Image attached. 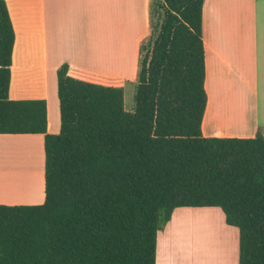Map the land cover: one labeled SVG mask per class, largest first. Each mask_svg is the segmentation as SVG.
I'll list each match as a JSON object with an SVG mask.
<instances>
[{
  "label": "trees",
  "instance_id": "obj_1",
  "mask_svg": "<svg viewBox=\"0 0 264 264\" xmlns=\"http://www.w3.org/2000/svg\"><path fill=\"white\" fill-rule=\"evenodd\" d=\"M203 1L157 0L133 111L121 86L62 63L60 129L49 133L44 99L9 98L15 34L0 0V133L44 135V201L0 204V264H157V233L178 207H218L238 229V264H264V134L201 129Z\"/></svg>",
  "mask_w": 264,
  "mask_h": 264
},
{
  "label": "crops",
  "instance_id": "obj_2",
  "mask_svg": "<svg viewBox=\"0 0 264 264\" xmlns=\"http://www.w3.org/2000/svg\"><path fill=\"white\" fill-rule=\"evenodd\" d=\"M154 1L5 0L15 34L9 98L44 99L47 132L58 133L56 70L66 62L75 78L121 86L124 108L133 111L135 102L127 105L123 86L136 80L139 45L151 36L150 25L153 32L160 22V11L154 19L151 13ZM202 34L203 134H264V0H204ZM43 140L42 133H0V204L44 201ZM13 146L32 149L13 152ZM190 208L181 213L198 211ZM164 243L161 254L156 244L157 264L189 263L178 242L170 248L168 239ZM221 261L216 264H236Z\"/></svg>",
  "mask_w": 264,
  "mask_h": 264
},
{
  "label": "rangeland",
  "instance_id": "obj_3",
  "mask_svg": "<svg viewBox=\"0 0 264 264\" xmlns=\"http://www.w3.org/2000/svg\"><path fill=\"white\" fill-rule=\"evenodd\" d=\"M157 11V2L154 1L151 4L153 19ZM147 39L145 40L147 41ZM123 87L127 105L134 104L136 80L126 79ZM36 148V152L39 153L38 146ZM13 149V152H17L18 150L32 149V146H13ZM195 208L201 207L190 208V210L198 211L186 214L181 213L184 207L173 210L169 222L157 233L158 252L160 251V254L163 252L164 240L168 239L170 243L168 248L174 247L178 242L182 256L186 257L184 263L216 264L223 258L227 262L235 261L238 264V229L225 223L224 215L218 207Z\"/></svg>",
  "mask_w": 264,
  "mask_h": 264
},
{
  "label": "bare ground",
  "instance_id": "obj_4",
  "mask_svg": "<svg viewBox=\"0 0 264 264\" xmlns=\"http://www.w3.org/2000/svg\"><path fill=\"white\" fill-rule=\"evenodd\" d=\"M197 221V220H196ZM189 223V222H188ZM187 224V223H186Z\"/></svg>",
  "mask_w": 264,
  "mask_h": 264
}]
</instances>
